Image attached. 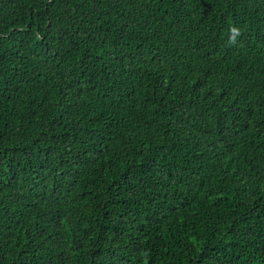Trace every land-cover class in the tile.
Segmentation results:
<instances>
[{
	"label": "trees",
	"instance_id": "obj_1",
	"mask_svg": "<svg viewBox=\"0 0 264 264\" xmlns=\"http://www.w3.org/2000/svg\"><path fill=\"white\" fill-rule=\"evenodd\" d=\"M0 264H264V0H0Z\"/></svg>",
	"mask_w": 264,
	"mask_h": 264
},
{
	"label": "clouds",
	"instance_id": "obj_2",
	"mask_svg": "<svg viewBox=\"0 0 264 264\" xmlns=\"http://www.w3.org/2000/svg\"><path fill=\"white\" fill-rule=\"evenodd\" d=\"M229 44L235 45L237 43L238 38L242 35V32L239 28L232 26L229 28Z\"/></svg>",
	"mask_w": 264,
	"mask_h": 264
}]
</instances>
